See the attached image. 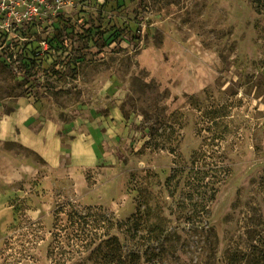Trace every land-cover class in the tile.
<instances>
[{"label": "rangeland", "instance_id": "obj_1", "mask_svg": "<svg viewBox=\"0 0 264 264\" xmlns=\"http://www.w3.org/2000/svg\"><path fill=\"white\" fill-rule=\"evenodd\" d=\"M17 111L34 131L57 121L65 152L53 164L22 142L0 143L23 175L0 181L10 194L0 264H59V241L77 257L64 229L73 209L125 221L146 205L163 209L170 230L154 249L159 264H246L229 256L264 251V10L252 0H0V115ZM155 116L169 125L145 145ZM79 134L98 138L97 160L72 163ZM195 151L214 155L208 209ZM181 165L196 169L169 189ZM192 214L205 223L188 222Z\"/></svg>", "mask_w": 264, "mask_h": 264}, {"label": "trees", "instance_id": "obj_2", "mask_svg": "<svg viewBox=\"0 0 264 264\" xmlns=\"http://www.w3.org/2000/svg\"><path fill=\"white\" fill-rule=\"evenodd\" d=\"M254 4H256L259 8V11L262 12L264 10V0H252ZM163 101V100H162ZM158 110H161L160 108ZM162 111V110H161ZM145 115L149 118V114L145 111ZM163 117L166 118V110L165 114L163 112ZM147 119V118H146ZM164 125H169L163 118L155 116V121L151 126H147L150 129V140H148L145 145H150L151 140L156 135L159 134V129L163 128ZM173 127V125H171ZM170 126V127H171ZM155 145L159 149H168L170 151L176 150L173 147H165L162 146L159 142H155ZM214 155H208L207 152L195 151L194 160L192 164H204L205 169L201 168L198 170L194 167L189 169L188 166L176 167L173 169V172L167 177L166 186L170 188L177 187V183H181V178L183 174L187 172V175L191 174L192 170L196 169V174L200 181V186L204 187V191H200L201 193V206L204 209H208V202H211L216 196V189L214 188L211 193H209L207 186L208 183L205 184L206 174L210 172V170H214V162L210 161V158H213ZM201 161V162H200ZM207 167V169H206ZM228 171L226 170L224 174ZM199 174V175H198ZM212 176H214L212 174ZM195 179L192 175L190 176ZM177 179V180H176ZM176 180V183L173 182ZM195 187L192 188L190 193L191 200L196 196L197 191H195ZM171 191V195L174 194ZM198 195V193H197ZM191 200L189 203H191ZM69 204L73 205L71 202ZM186 205V204H185ZM197 206L196 204H193ZM155 210H161L159 213V217L150 221L149 223H145V216H150L151 213ZM159 206L151 207L146 205L145 210L140 207L137 210V213L125 219V221L115 220L113 213L100 214L99 219L93 213H83L76 209H73L71 213H69V225L65 228H72V231L68 235L69 244L74 247V251L76 252V256L68 255L70 250L65 249L63 243L61 241L58 242V245H55L51 250L52 255L58 256L56 259L59 264H88L92 262V264H140L142 259L146 264H159V262L155 261V252L154 249L157 246H164L169 234V228L166 224L162 223L160 220H164L161 213H163ZM92 217H96L92 220ZM201 215L192 214L187 216L186 219L193 225H198V223H205L204 219ZM93 223L100 225V228L103 227L104 231L102 233L94 232L90 228L94 227ZM117 228L118 232L125 236V243L120 239L117 233H112V228ZM62 229V231L64 230ZM97 229V228H96ZM67 230V229H65ZM130 243L134 248L130 247ZM255 258V252H245V256H239V254H231L229 256L230 263L231 260L234 261H244L246 264H264V255L262 254ZM234 259V260H233ZM69 261V262H68Z\"/></svg>", "mask_w": 264, "mask_h": 264}, {"label": "crops", "instance_id": "obj_3", "mask_svg": "<svg viewBox=\"0 0 264 264\" xmlns=\"http://www.w3.org/2000/svg\"><path fill=\"white\" fill-rule=\"evenodd\" d=\"M205 86V85H204ZM186 88V92L192 93L190 86H184ZM198 88V87H197ZM1 114V113H0ZM19 112H14L12 114L6 115L2 117L0 115V143L7 142V141H18L22 142L25 145L32 148L34 151H37L40 155H42L46 161L50 163H57L60 157L64 154V139L60 137L58 132L60 131L61 125L57 121L53 120H46L43 121L41 127L38 130H31L29 126H27V122L24 120L18 119ZM117 118H120L119 113H116ZM19 120V122H18ZM90 138L93 140L87 139L86 136L77 135L74 138H70V157L73 164H88L95 160H97L100 155L97 151L98 145L97 140L98 138L95 135H89ZM12 163L14 168L16 169L15 162L10 159L8 154L0 155V164L8 166L9 163ZM67 174L70 175L69 169ZM16 174L11 177V172L9 168L0 167V174L3 184L10 183L12 179L14 180H21L22 173L16 169ZM81 190L79 191L77 185H75V193L77 196H80L85 186H87L86 180L81 178ZM9 190L7 192H0V205H7L9 201ZM0 206V207H1Z\"/></svg>", "mask_w": 264, "mask_h": 264}, {"label": "bare ground", "instance_id": "obj_4", "mask_svg": "<svg viewBox=\"0 0 264 264\" xmlns=\"http://www.w3.org/2000/svg\"><path fill=\"white\" fill-rule=\"evenodd\" d=\"M77 188L80 191L81 190V182H79V180L77 179Z\"/></svg>", "mask_w": 264, "mask_h": 264}]
</instances>
